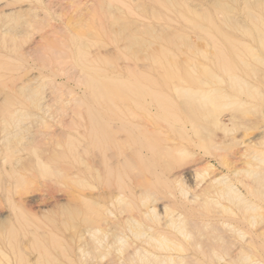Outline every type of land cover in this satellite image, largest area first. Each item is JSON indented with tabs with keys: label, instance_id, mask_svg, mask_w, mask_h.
Instances as JSON below:
<instances>
[{
	"label": "rangeland",
	"instance_id": "1",
	"mask_svg": "<svg viewBox=\"0 0 264 264\" xmlns=\"http://www.w3.org/2000/svg\"><path fill=\"white\" fill-rule=\"evenodd\" d=\"M221 2L227 13L212 0H0V264H132L153 247L124 220L151 204L159 220L144 225L188 264H264V199L247 175L264 171V11ZM92 128L125 148L121 172L99 167ZM213 179L256 212L203 193ZM91 213L123 243L89 249ZM168 215L217 229L216 252L166 229Z\"/></svg>",
	"mask_w": 264,
	"mask_h": 264
},
{
	"label": "bare ground",
	"instance_id": "2",
	"mask_svg": "<svg viewBox=\"0 0 264 264\" xmlns=\"http://www.w3.org/2000/svg\"><path fill=\"white\" fill-rule=\"evenodd\" d=\"M258 2H259V7H261L262 8V10L264 11V0H258ZM212 8H213V10L215 11V12H221V13H227V8H226V6L221 2V0H212V6H211ZM258 10V9H257ZM195 16L197 17V18H200L201 19V16L200 15H198V14H195ZM204 17V16H203ZM206 19H207V17H206ZM210 19V18H209ZM209 22H210V20H209ZM210 24V23H209ZM197 27L199 28L200 26H198L197 25ZM101 121V120H100ZM103 123V122H102ZM103 127V126H102ZM96 129V128H95ZM93 130V128H92V130H91V134H92V132H93V134L92 135H94L93 137L95 138V135L96 134H100V133H102L103 132V136L104 137H106L105 136V134L106 133H108L107 131H106V129H104L102 132H101V130ZM103 129V128H102ZM95 133V134H94ZM79 134V133H78ZM91 135V136H92ZM108 135V134H107ZM100 136H101V138H100ZM103 136L102 135H99V137L96 139H94L93 137V139L94 140H97V142H95L96 144H97V147H94V148H97L98 149V154L96 155V160H97V158L99 159V167L100 168H102V169H104L105 171L106 170H108L107 172H111L110 170H115V172L116 171H122V169L124 168H126L127 167V165H126V163H128V162H126V152H125V148L124 147H122V148H124V149H121V147L118 149V150H113L112 148H110L109 146H107L105 143L107 142H105V143H103V141L102 140H104V138H103ZM109 136V135H108ZM90 137V136H89ZM107 138V137H106ZM105 138V140H107ZM108 139H109V137H108ZM96 144H94V146H96ZM104 144V145H103ZM75 146V145H74ZM73 147V146H72ZM74 149H70L71 151H69V152H71L70 154H72L73 156H71V158L73 157V158H75V160H76V158L78 157V155H79V153H76V147H73ZM121 149V150H120ZM129 149V148H128ZM74 150H75V152H74ZM72 151L74 152V153H72ZM66 153V152H65ZM76 153V155H74ZM83 153V152H82ZM81 153V154H82ZM85 153V152H84ZM67 155V154H66ZM66 155L64 154L62 157H63V161H64V159L66 158ZM260 155V154H259ZM129 156V155H128ZM72 158V159H73ZM128 158V157H127ZM130 158V157H129ZM258 158V156L256 157V159ZM131 159V158H130ZM129 159V160H130ZM74 160V163H77L76 161ZM259 160V162H263L264 163V157H261L260 159H258ZM82 161V160H81ZM128 161V160H127ZM257 161V160H256ZM66 162V161H65ZM64 162V163H65ZM126 162V163H125ZM258 162V161H257ZM258 162V163H259ZM82 163H84V162H82ZM83 165V164H82ZM125 165H126V167H125ZM65 168V167H64ZM128 168H129V166H128ZM257 169V168H256ZM260 170H261V168H259ZM95 170H97V169H95ZM248 172V177L254 182V184H255V187H256V190H255V194H256V196L257 197H259V198H263L264 199V171H259V170H249V171H247ZM246 172V173H247ZM95 173H97V172H95ZM118 173V172H117ZM89 174V173H88ZM122 174V173H121ZM212 183H211V186H209L207 189H205V191L203 192V193H207V192H209L210 190L212 191V190H214L215 189V186H217V190H216V192H215V194H217L218 196H217V199H218V197H222V198H226V199H229V200H231L232 201V203H236L237 204V206L239 205L240 206V208H242L245 212H252V214H254L255 212H256V207L252 204V203H246V201L243 199V198H241L236 192H234L232 189H231V187L230 186H228L229 184L228 183H226V181L224 180H221V179H213L212 181H211ZM252 182V183H253ZM228 184V185H227ZM181 185L183 186V183H181ZM214 185V186H213ZM180 187V188H184V187ZM255 187H253V188H255ZM214 188V189H213ZM119 191V190H118ZM117 191V192H118ZM123 192H124V190H121L120 189V192H118V193H116V195H113L111 198V200H112V205H116V207H120V212H122L121 213V215H123V212L124 213H126V212H129V211H127V207H128V205H125V203H126V198H125V195H123ZM183 195H185V197L187 196V194H188V191H186V190H184V189H181V191H180ZM143 194V193H142ZM141 194V195H142ZM215 194H214V197L216 198V196H215ZM254 194V195H255ZM205 195V194H204ZM212 195H213V192H212ZM197 196H199V195H197ZM196 196V197H197ZM203 196V195H202ZM210 196V195H209ZM200 197V196H199ZM198 197V198H199ZM204 197V196H203ZM192 198V197H191ZM197 198V199H198ZM194 199V201H195V198H193ZM200 199H201V197H200ZM205 199V198H204ZM110 200V201H111ZM202 200V202H206V203H211V200H206V201H203V199H201ZM222 200V199H221ZM198 201V200H197ZM212 201H214V200H212ZM144 202V201H143ZM214 203V202H213ZM110 204V205H111ZM208 205V204H207ZM127 206V207H126ZM130 207V206H129ZM131 208V207H130ZM146 208V209H145ZM101 209H102V207H101ZM101 209H98V210H100V211H102ZM107 209V208H106ZM98 210L96 211V210H94L95 212H98ZM117 210H119V209H117ZM133 210V209H132ZM92 211V210H91ZM94 211H92V212H94ZM88 212V211H87ZM106 212V213H105ZM104 213H105V215L107 214V215H109V216H113V214L114 213H112V212H110V211H108V209L105 211ZM142 212V211H141ZM99 213V212H98ZM98 213H93L94 214V216L95 215H97L98 217L97 218H95V217H92L93 216V214L91 213V215L89 216L90 218H92V219H89V217L87 218V221H86V223H87V225H86V230L84 231V235H85V237H86V239H87V241H88V243L90 244V246H91V248H89V249H92V248H96V246H99V244L102 242V240H106L107 239V237H108V239H109V236H111L113 239H115V241L117 240V241H120L121 239H123V237L122 236H124V237H126L125 236V231L123 232V228L121 229L120 227H119V225H116L117 223V221L116 222H114V221H108L107 220V218H106V216L104 215V214H102L101 215V213H100V215L98 214ZM103 213V212H102ZM143 214L141 215V213H140V215L141 216H127V218H125V217H123V218H125V224H126V229H128L127 231H129L130 230V232L131 233H133V235L135 236V237H137V238H145L146 239V243L147 244H149V246H151V247H153L152 249H153V251L154 250H159V251H163V252H165L166 253V255H155V254H152L153 253V251H152V253H149V251L148 252H144V253H141V252H137L135 255H134V257L133 258H131L130 256V258L128 259L129 261H130V263H134V262H136V261H138L140 264H188L189 262H188V260L187 259H189V258H186V256H184V255H181L182 253L184 254V252H186L187 250H183L184 249V246L183 245H181L180 244V242L178 241L177 243L175 242V240L174 239H176V238H170V236H164L165 234L164 233H162V232H160V233H162V234H164V235H160L159 234V232H158V234H156L157 233V231H156V233L153 231H151L150 229H151V227H147V226H145L144 225V222H143V219L144 218H147V220L149 219V220H151V221H153V223H154V221H156L157 219L159 220V218H158V216H157V214H156V206H152V204H151V206H146V207H144L143 208V212H142ZM89 214H90V211H89ZM136 215V214H135ZM108 216V217H109ZM179 216V215H178ZM176 217V216H174V215H168V221L166 222L167 223V228L166 229H171L173 232H175V234L176 235H178V236H180L182 239H184V240H188L187 242H192V240H195L196 238H198V241H199V239L200 240H206L207 241V244H208V248H210L211 250L212 249H214V251L216 250V248L217 247H219L220 246V243H219V241H220V239L222 238L223 239V237H218V236H216V235H214V234H216V232H217V229H216V231H215V233L213 234L212 232H213V230H212V228H211V233H210V231L209 230H207L208 228H205V227H196V226H194V227H191V225L185 220V219H181L180 218V216L179 217ZM259 216V215H258ZM258 218V217H257ZM260 218H262V216L261 217H259V219ZM86 219V218H85ZM84 219V220H85ZM109 219V218H108ZM111 219V218H110ZM250 219L251 220H254L255 222L254 223H257L256 222V218L255 217H253V216H251L250 217ZM259 221V220H258ZM114 222V223H113ZM253 222V221H252ZM108 223H110L109 225H111L110 227H114L113 225H115L116 227H114L115 228V231L113 232V231H111V228H110V230L108 229L109 228V226H107L108 225ZM116 223V224H115ZM253 223V224H254ZM261 223H263V222H261ZM107 224V225H106ZM155 224V223H154ZM194 224V223H193ZM198 224V223H197ZM104 225H106V226H104ZM155 225H157V222H156V224ZM108 227V228H107ZM117 227H119V228H117ZM164 227H166V226H164ZM118 229H120V231L118 230ZM215 229V228H214ZM114 230V229H113ZM122 230V231H121ZM171 230H168V231H171ZM117 231V232H116ZM152 232L153 234H150V232ZM171 231V232H172ZM116 232V233H115ZM220 232V231H219ZM234 232V231H233ZM124 233V234H123ZM155 233V234H154ZM170 233V232H169ZM234 234V233H233ZM238 234V233H237ZM218 235V234H217ZM172 236V235H171ZM122 237V238H121ZM169 237V238H168ZM174 237V236H173ZM106 238V239H105ZM189 240H191V241H189ZM113 241V240H112ZM111 241V242H112ZM124 241V240H123ZM123 241L121 240L120 242H122L123 243ZM201 241V242H202ZM110 242V243H111ZM117 243V242H116ZM179 243V244H178ZM196 243V242H195ZM203 243H205V241L203 242ZM198 244V243H197ZM202 244V243H201ZM112 245V244H111ZM114 245V244H113ZM199 245V244H198ZM121 246V245H120ZM119 246V247H120ZM127 245L124 243V244H122V246H121V251L120 252H122L123 250H124V248L126 247ZM201 246V245H200ZM199 246V247H200ZM202 246H203V244H202ZM101 247V246H100ZM118 247V248H119ZM130 247V246H129ZM183 247V248H182ZM198 247V246H197ZM198 247V248H199ZM223 247H225V246H223ZM194 248H195V246H194ZM201 248V247H200ZM123 249V250H122ZM201 249H203V248H201ZM218 249V248H217ZM127 249L125 248V251H126ZM139 250V249H138ZM184 252H183V251ZM211 250H210V253H211ZM159 251H157V252H159ZM207 251V250H206ZM224 251V250H223ZM222 251V252H223ZM91 252V251H90ZM89 252V253H90ZM97 252V251H96ZM124 252V251H123ZM173 252H175L174 254H173ZM176 252H178V253H176ZM182 252V253H181ZM216 252V251H215ZM181 253V254H180ZM125 254V253H124ZM176 254V255H175ZM210 255H212V253L210 254ZM216 256H218V254L216 255ZM215 256V257H216ZM125 257H126V255H125ZM210 257V256H209ZM214 258V257H213ZM136 259H138V260H136ZM211 259H212V256H211ZM247 260H249V258L247 259ZM246 260V263L245 264H250V263H248V261ZM128 261V262H129ZM216 261V260H215ZM219 261V260H218ZM242 261V260H241ZM136 264V263H135ZM192 264V263H191ZM240 264H242V263H240Z\"/></svg>",
	"mask_w": 264,
	"mask_h": 264
}]
</instances>
